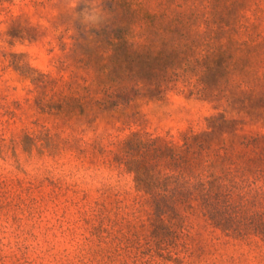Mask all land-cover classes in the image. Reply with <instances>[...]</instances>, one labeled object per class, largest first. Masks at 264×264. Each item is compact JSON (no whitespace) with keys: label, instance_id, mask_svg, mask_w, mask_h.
<instances>
[{"label":"rangeland","instance_id":"1","mask_svg":"<svg viewBox=\"0 0 264 264\" xmlns=\"http://www.w3.org/2000/svg\"><path fill=\"white\" fill-rule=\"evenodd\" d=\"M237 1L258 42L248 55V87L240 85L242 76L235 71L206 99L181 81L160 99L73 116L43 110V88L22 71L33 68L51 80L88 77L81 67L82 47L108 28L115 14L103 0H0V264H90L83 255L96 242L85 241L88 227L75 204L82 193L75 189H86L87 201L96 200L103 185L120 190L129 207L111 215L119 222L116 228L132 236L135 245L150 239L148 212L141 207L132 214L138 208L132 176L96 156L43 154L47 133L84 144L101 140L113 152L133 131L175 141L185 132L212 131L210 141L224 147L230 160L244 165L251 176L264 174V0ZM237 12L236 5L220 9L218 22L202 30L228 44L236 35ZM49 171L60 179L58 186L42 183ZM191 225L189 251L181 246L178 254L159 251L153 264H264V247L229 239L203 219H193Z\"/></svg>","mask_w":264,"mask_h":264},{"label":"trees","instance_id":"2","mask_svg":"<svg viewBox=\"0 0 264 264\" xmlns=\"http://www.w3.org/2000/svg\"><path fill=\"white\" fill-rule=\"evenodd\" d=\"M103 2L115 14V21L91 35L82 47L81 67L88 71V77L51 80L33 68L22 71L25 78L43 88V110L73 116L116 112L138 99H160L181 81L192 86L191 93L206 99V93L214 94L223 78L235 71L242 76L240 85L249 86L248 55L258 42L242 20L243 3ZM231 5L238 7L233 21L236 35L228 44H221L202 28L218 22L220 9ZM211 135L212 131H189L183 133L181 141H175L133 131L112 152L101 140L84 144L80 139L55 138L47 133L43 154L71 153L82 159L96 156L122 167L132 176L138 193L134 199L138 208L132 214L143 207L149 215L150 239L135 245L132 236L117 229L119 222L111 217L129 207L120 190L103 185L97 190V199L87 201L89 192L75 189L82 193L75 204L88 227L85 241L96 242L83 259L90 264H153L159 251L178 254L180 246L182 251H189L186 240L192 235L193 219H203L229 239L264 247V174H247L244 165L222 153L224 147L216 148ZM28 139L35 140L31 136ZM110 153L113 158L108 157ZM50 173L42 183L58 186L60 179Z\"/></svg>","mask_w":264,"mask_h":264}]
</instances>
